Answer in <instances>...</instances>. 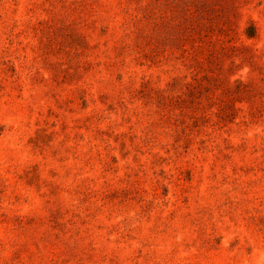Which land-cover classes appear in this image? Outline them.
<instances>
[{
  "label": "rangeland",
  "instance_id": "1",
  "mask_svg": "<svg viewBox=\"0 0 264 264\" xmlns=\"http://www.w3.org/2000/svg\"><path fill=\"white\" fill-rule=\"evenodd\" d=\"M0 264H264V0H0Z\"/></svg>",
  "mask_w": 264,
  "mask_h": 264
}]
</instances>
